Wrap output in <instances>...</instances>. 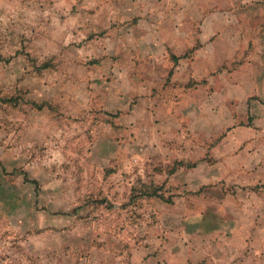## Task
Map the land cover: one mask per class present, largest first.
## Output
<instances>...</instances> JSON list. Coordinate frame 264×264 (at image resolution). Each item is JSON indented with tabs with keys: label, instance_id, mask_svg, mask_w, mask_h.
<instances>
[{
	"label": "rangeland",
	"instance_id": "rangeland-1",
	"mask_svg": "<svg viewBox=\"0 0 264 264\" xmlns=\"http://www.w3.org/2000/svg\"><path fill=\"white\" fill-rule=\"evenodd\" d=\"M0 264H264V0H0Z\"/></svg>",
	"mask_w": 264,
	"mask_h": 264
},
{
	"label": "trees",
	"instance_id": "trees-1",
	"mask_svg": "<svg viewBox=\"0 0 264 264\" xmlns=\"http://www.w3.org/2000/svg\"><path fill=\"white\" fill-rule=\"evenodd\" d=\"M146 195L152 196V195H155V194L154 193H146Z\"/></svg>",
	"mask_w": 264,
	"mask_h": 264
},
{
	"label": "crops",
	"instance_id": "crops-1",
	"mask_svg": "<svg viewBox=\"0 0 264 264\" xmlns=\"http://www.w3.org/2000/svg\"><path fill=\"white\" fill-rule=\"evenodd\" d=\"M202 218V217H201ZM203 219V218H202Z\"/></svg>",
	"mask_w": 264,
	"mask_h": 264
}]
</instances>
